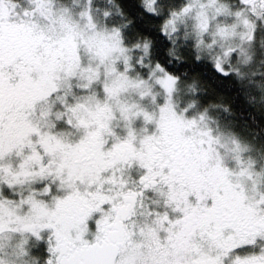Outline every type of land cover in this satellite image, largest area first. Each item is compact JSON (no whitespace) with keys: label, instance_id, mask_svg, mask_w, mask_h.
<instances>
[{"label":"snow or ice","instance_id":"snow-or-ice-1","mask_svg":"<svg viewBox=\"0 0 264 264\" xmlns=\"http://www.w3.org/2000/svg\"><path fill=\"white\" fill-rule=\"evenodd\" d=\"M142 5L116 6L133 23L97 0H0V264H264V158L178 104L196 80L149 55L154 27L182 32L242 77L264 0H181L159 23Z\"/></svg>","mask_w":264,"mask_h":264},{"label":"clouds","instance_id":"clouds-1","mask_svg":"<svg viewBox=\"0 0 264 264\" xmlns=\"http://www.w3.org/2000/svg\"><path fill=\"white\" fill-rule=\"evenodd\" d=\"M97 2L102 8L110 7L117 21L135 22V18L131 15L126 14L124 17H120L116 13V6L127 13L121 0H112V4H109L108 0H97ZM156 2L161 12L159 17L163 19L172 4L170 0H156ZM232 3L234 6H238L239 0H232ZM141 5L142 0H137L136 6L139 12H144ZM144 14L149 15L146 12ZM261 32L264 33V29H261ZM186 47L187 42L183 39L181 32L176 34L175 43L169 41L162 53L157 50L156 42H154L153 50L149 55L153 60L167 58L176 65L184 63L190 66L193 64V59L192 57L190 59V56L186 54ZM251 55L253 59L250 64L236 65V67L244 69L241 71L244 75L241 77L232 72L234 82L232 77L226 81L219 74L212 76L208 72L197 73L195 71L192 72L191 80L195 79L197 82L196 93L212 94V102L209 106L217 110V120L221 126L237 134L243 133L247 143L251 146L252 154L257 160H260L264 158V99H261V93L256 85L249 82L250 80L264 81V45L260 43L259 38L251 50ZM202 58L194 60L195 63H201ZM185 70H187L188 75V69ZM251 96L256 98L250 99Z\"/></svg>","mask_w":264,"mask_h":264},{"label":"trees","instance_id":"trees-1","mask_svg":"<svg viewBox=\"0 0 264 264\" xmlns=\"http://www.w3.org/2000/svg\"><path fill=\"white\" fill-rule=\"evenodd\" d=\"M129 2H130V0H121V3L125 6V10L126 11L128 10V3ZM136 4H137V0H136ZM141 6H143V5H141ZM154 19H155L156 23H159L162 20V18H160V17H155ZM153 34L156 37H158V39L156 40V47H157V50L160 53H162L163 48L167 47V44L169 43V41H167L166 37H164L161 33H159L158 30L155 27L153 28ZM190 59H191V56H190ZM192 62H193V64H196L194 60ZM176 66H177V71H179V72H183L186 68L188 69V75H187V77H185V79L190 81L191 78H192L193 69L188 64H184V63H181V64L176 65ZM198 66H200L202 68L206 67L207 68V72L210 75H212V76L217 75V74H215L214 69L211 67V62H209L208 60L202 59V62L199 63ZM229 77H232L233 78V82H234L233 74H230ZM228 78H226L225 80L227 81ZM206 100H207V102L211 103L212 102V94H207L206 95ZM238 134H241L242 136H244L243 133H238Z\"/></svg>","mask_w":264,"mask_h":264},{"label":"rangeland","instance_id":"rangeland-1","mask_svg":"<svg viewBox=\"0 0 264 264\" xmlns=\"http://www.w3.org/2000/svg\"><path fill=\"white\" fill-rule=\"evenodd\" d=\"M170 3L172 4V6H176V5H179L181 3V0H170ZM186 54H188V53L186 52ZM202 59H204V58H202ZM204 60H206V59H204ZM240 71H244V69H240ZM192 99H196V101H197L196 108L198 110L203 111L205 108H207L209 116H211L213 118V120H217V110L209 106L210 103L207 102L206 95H202L200 93H196L195 95H193L192 93L188 92L186 89L182 88L181 91L177 95L176 102L178 104H185V103H188ZM251 155L253 157H255L252 154V152H251Z\"/></svg>","mask_w":264,"mask_h":264},{"label":"flooded vegetation","instance_id":"flooded-vegetation-1","mask_svg":"<svg viewBox=\"0 0 264 264\" xmlns=\"http://www.w3.org/2000/svg\"><path fill=\"white\" fill-rule=\"evenodd\" d=\"M242 138L246 141V139L244 138V136H242ZM247 142V141H246Z\"/></svg>","mask_w":264,"mask_h":264}]
</instances>
